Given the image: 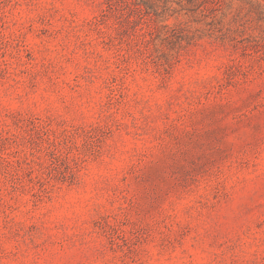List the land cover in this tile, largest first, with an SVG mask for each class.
<instances>
[{"label":"rangeland","instance_id":"obj_1","mask_svg":"<svg viewBox=\"0 0 264 264\" xmlns=\"http://www.w3.org/2000/svg\"><path fill=\"white\" fill-rule=\"evenodd\" d=\"M0 264H264V0H0Z\"/></svg>","mask_w":264,"mask_h":264}]
</instances>
